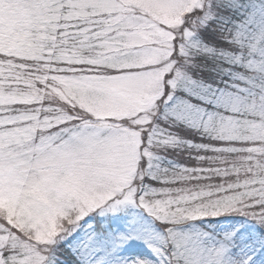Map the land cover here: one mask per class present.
Returning a JSON list of instances; mask_svg holds the SVG:
<instances>
[{
	"label": "snow or ice",
	"instance_id": "6c2138e0",
	"mask_svg": "<svg viewBox=\"0 0 264 264\" xmlns=\"http://www.w3.org/2000/svg\"><path fill=\"white\" fill-rule=\"evenodd\" d=\"M0 264H264V0H0Z\"/></svg>",
	"mask_w": 264,
	"mask_h": 264
}]
</instances>
